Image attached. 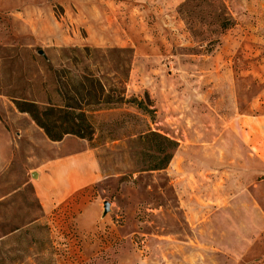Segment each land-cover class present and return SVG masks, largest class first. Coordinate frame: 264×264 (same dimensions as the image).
I'll list each match as a JSON object with an SVG mask.
<instances>
[{
	"label": "rangeland",
	"instance_id": "rangeland-1",
	"mask_svg": "<svg viewBox=\"0 0 264 264\" xmlns=\"http://www.w3.org/2000/svg\"><path fill=\"white\" fill-rule=\"evenodd\" d=\"M84 78L149 112L52 142L15 108ZM0 264H264V0H0Z\"/></svg>",
	"mask_w": 264,
	"mask_h": 264
},
{
	"label": "trees",
	"instance_id": "trees-1",
	"mask_svg": "<svg viewBox=\"0 0 264 264\" xmlns=\"http://www.w3.org/2000/svg\"><path fill=\"white\" fill-rule=\"evenodd\" d=\"M84 81L85 85L81 83L78 86L82 93L74 91L75 96H79L78 101L68 98L62 108H39L35 103L17 101L14 102L15 108L18 112L29 115L34 124L52 142L60 141L64 135H73L80 139L91 137L92 127L85 116V108H106L110 105L131 103L137 109L149 112L141 100L125 101L121 97L112 99L107 94L105 95V90L99 81L94 83L88 78H84ZM70 100L73 103H68ZM141 139L154 141L153 147H151V164L147 170L165 169L177 148V143L152 132L144 134Z\"/></svg>",
	"mask_w": 264,
	"mask_h": 264
},
{
	"label": "water",
	"instance_id": "water-1",
	"mask_svg": "<svg viewBox=\"0 0 264 264\" xmlns=\"http://www.w3.org/2000/svg\"><path fill=\"white\" fill-rule=\"evenodd\" d=\"M32 177H33V175H32ZM104 210H105V212L108 210V205L107 204L104 205Z\"/></svg>",
	"mask_w": 264,
	"mask_h": 264
}]
</instances>
